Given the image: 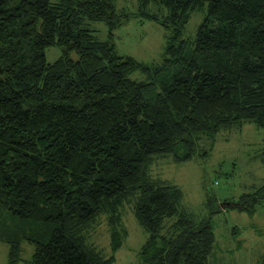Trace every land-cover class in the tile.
<instances>
[{
    "label": "trees",
    "instance_id": "trees-1",
    "mask_svg": "<svg viewBox=\"0 0 264 264\" xmlns=\"http://www.w3.org/2000/svg\"><path fill=\"white\" fill-rule=\"evenodd\" d=\"M138 2L156 21L149 8L167 9L163 23L174 29L155 65L118 54L85 27L99 20L116 28L130 18L116 0H0L6 264H113L115 256L88 238L107 217L111 248L119 250L127 235L122 209L131 199L148 233L140 264H209L216 243L210 219L189 214L182 189L151 167L168 155L179 164L207 156L221 132L245 123L264 137V0ZM206 6L190 43L181 27ZM51 46L62 49L53 63L46 59ZM138 70L152 80H135ZM257 192L231 207L248 209L244 199L253 204L264 186ZM28 244L34 249L25 259Z\"/></svg>",
    "mask_w": 264,
    "mask_h": 264
},
{
    "label": "rangeland",
    "instance_id": "rangeland-1",
    "mask_svg": "<svg viewBox=\"0 0 264 264\" xmlns=\"http://www.w3.org/2000/svg\"><path fill=\"white\" fill-rule=\"evenodd\" d=\"M116 6L120 15L131 17L116 28L99 20H87L85 27L94 30L101 41H112L120 55L131 56L145 66L161 62L166 46L174 35L173 27L163 23L169 11L150 7L147 13L156 15L159 19L156 21L142 13L138 0H116ZM207 15V6L192 10L187 23L181 27L182 37L193 43ZM61 56L62 49L58 46L46 49L49 63ZM132 77L143 82L152 80L150 73L139 70ZM263 150V132L254 124L245 123L240 129L221 132L207 156L199 155L179 164L173 156L168 155L157 158L151 167L154 176L162 177L182 189L183 207L189 214L197 220L210 219L216 243L209 264L264 262V195L253 204L252 198H245L244 204L248 209L230 205L242 202L246 195L260 192L264 186ZM120 223L122 228L125 226L127 229V235L116 252L111 248V229L107 217L100 218L93 226L88 240L108 257L115 256L113 264H140V251L148 239V233L136 216L135 199L124 205ZM33 249L31 244L27 245L24 249L25 259L31 258ZM8 256V244L0 242V264L8 263ZM19 264L27 263L21 261Z\"/></svg>",
    "mask_w": 264,
    "mask_h": 264
}]
</instances>
